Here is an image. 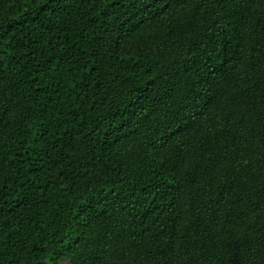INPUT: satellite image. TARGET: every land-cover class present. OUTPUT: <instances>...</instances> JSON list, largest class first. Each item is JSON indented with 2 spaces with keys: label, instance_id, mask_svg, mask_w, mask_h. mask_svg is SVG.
I'll list each match as a JSON object with an SVG mask.
<instances>
[{
  "label": "trees",
  "instance_id": "trees-1",
  "mask_svg": "<svg viewBox=\"0 0 264 264\" xmlns=\"http://www.w3.org/2000/svg\"><path fill=\"white\" fill-rule=\"evenodd\" d=\"M264 264V0H0V264Z\"/></svg>",
  "mask_w": 264,
  "mask_h": 264
},
{
  "label": "rangeland",
  "instance_id": "rangeland-1",
  "mask_svg": "<svg viewBox=\"0 0 264 264\" xmlns=\"http://www.w3.org/2000/svg\"><path fill=\"white\" fill-rule=\"evenodd\" d=\"M62 264H64V262Z\"/></svg>",
  "mask_w": 264,
  "mask_h": 264
}]
</instances>
